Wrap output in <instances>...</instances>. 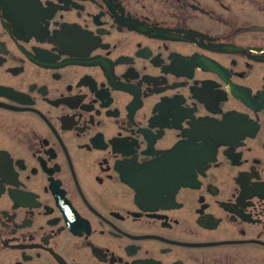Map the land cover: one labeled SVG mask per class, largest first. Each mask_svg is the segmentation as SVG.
<instances>
[{"label": "flooded vegetation", "instance_id": "af4514ba", "mask_svg": "<svg viewBox=\"0 0 264 264\" xmlns=\"http://www.w3.org/2000/svg\"><path fill=\"white\" fill-rule=\"evenodd\" d=\"M0 264H264V0H0Z\"/></svg>", "mask_w": 264, "mask_h": 264}]
</instances>
